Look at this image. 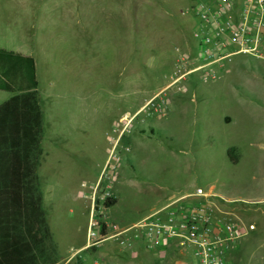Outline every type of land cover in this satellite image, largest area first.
<instances>
[{
  "label": "rangeland",
  "instance_id": "374dc122",
  "mask_svg": "<svg viewBox=\"0 0 264 264\" xmlns=\"http://www.w3.org/2000/svg\"><path fill=\"white\" fill-rule=\"evenodd\" d=\"M194 1H31L27 42L34 43L28 50L36 60L43 125L38 184L52 232L40 264H60L84 244L89 205L73 194L98 176L121 106L163 90L179 56L188 67L196 63ZM16 16L5 20L14 27ZM166 94L167 114L135 123L130 141V133L121 141L129 150L106 219L127 225L200 187L211 193L216 216L254 226L230 252L232 264H264V60L237 54L217 78L203 81L193 71ZM8 95L0 90V103ZM231 146L236 163L226 152ZM112 241L81 250L67 264H179L172 245L152 253L136 248L133 256ZM57 247L69 251L59 254Z\"/></svg>",
  "mask_w": 264,
  "mask_h": 264
},
{
  "label": "built area",
  "instance_id": "2783aa9c",
  "mask_svg": "<svg viewBox=\"0 0 264 264\" xmlns=\"http://www.w3.org/2000/svg\"><path fill=\"white\" fill-rule=\"evenodd\" d=\"M190 9L195 19L191 36L196 63L188 67V58L179 56L170 83L139 108L118 118L108 134L110 146L98 176L80 184L81 195L89 205L85 250L115 239L133 256L138 245L148 250L173 245L190 259L189 264H232L230 252L247 230L254 227L241 225L227 215L216 216L208 203L211 193L200 187L127 225H118L105 217L104 199L113 198L115 174L123 152L129 150L127 146L121 148V141L135 123L167 114L166 90L170 85L193 71L200 72L203 81L215 79L237 54L264 60V0H195ZM103 225L105 234L101 232ZM80 251L73 252L69 259ZM92 264L105 262L94 260Z\"/></svg>",
  "mask_w": 264,
  "mask_h": 264
},
{
  "label": "trees",
  "instance_id": "16d2710c",
  "mask_svg": "<svg viewBox=\"0 0 264 264\" xmlns=\"http://www.w3.org/2000/svg\"><path fill=\"white\" fill-rule=\"evenodd\" d=\"M0 90L12 93L0 103V264H40L47 257L46 241L52 232L38 184L43 125L32 55L0 48ZM226 152L231 162H238L236 147ZM115 203L116 199H104L105 208ZM101 232L105 234L104 225ZM170 252L185 258L174 246Z\"/></svg>",
  "mask_w": 264,
  "mask_h": 264
},
{
  "label": "crops",
  "instance_id": "0c3cea01",
  "mask_svg": "<svg viewBox=\"0 0 264 264\" xmlns=\"http://www.w3.org/2000/svg\"><path fill=\"white\" fill-rule=\"evenodd\" d=\"M31 1L32 0H0V48H6V49L21 52V53L30 54L33 56V54L29 52L28 48L30 50H33L34 43L28 44V42H27V31H28L27 15H28V13H30V10L32 9L33 4H31ZM11 13H14L15 15H17L16 16L17 21H15L16 25L14 27L11 26L8 21L5 20V17L9 16ZM134 46L138 47V42ZM34 59H35V57H34ZM35 63H36V60H35ZM38 91H39V80H38ZM8 93H9V95H8V98H9L12 95V93H10V92H8ZM39 95H40V93H39ZM120 95H121L122 102H123V99H124L123 93H121ZM39 102H40V96H39ZM143 103L144 102L142 101V99L140 100V98H139V99H136V101H133L131 104H129L127 106V108H123L121 106L120 110L118 111V114H116L115 117L118 120V118L124 113V110L131 108V110H128V111H134L137 108H139ZM168 107H170V103H169ZM149 120L150 119H146L143 122V124H145ZM149 129H153V128L150 126ZM134 131L135 130H133L132 132H134ZM130 135H131V133L127 135L128 141H130ZM193 192L194 191H191V192H188V193H185L182 195H186V194L193 193ZM179 196H181V195H179ZM179 196H177V197H179ZM73 198L77 201L84 199L82 197L81 193L73 194ZM174 198H176V197H171L168 199V201H170ZM84 200H86V199H84ZM110 244L114 248H117L116 250L121 249L120 247L117 246V243H115L114 241H112ZM83 246H84V244H82L79 248L74 249V250L71 248L70 251L72 250L73 252H75V251L83 250ZM57 250L59 251L58 252L59 254H62V253H64V251H66L63 248H59V247H57ZM141 250H143V249H141ZM67 251H69V250H67ZM145 252L149 253V251H145ZM150 253H152V252L150 251ZM71 254H70V256H71ZM70 256L63 262L60 260V264H67L68 261L71 260V259H69ZM176 262L177 263L179 262V264H189L190 259L178 258V260ZM57 263H59V261Z\"/></svg>",
  "mask_w": 264,
  "mask_h": 264
}]
</instances>
